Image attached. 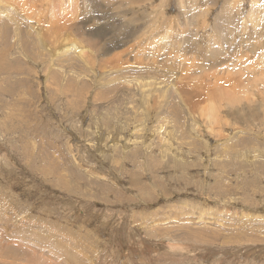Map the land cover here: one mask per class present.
I'll list each match as a JSON object with an SVG mask.
<instances>
[{
    "label": "rangeland",
    "instance_id": "374dc122",
    "mask_svg": "<svg viewBox=\"0 0 264 264\" xmlns=\"http://www.w3.org/2000/svg\"><path fill=\"white\" fill-rule=\"evenodd\" d=\"M0 264H264V0H0Z\"/></svg>",
    "mask_w": 264,
    "mask_h": 264
},
{
    "label": "bare ground",
    "instance_id": "6f19581e",
    "mask_svg": "<svg viewBox=\"0 0 264 264\" xmlns=\"http://www.w3.org/2000/svg\"><path fill=\"white\" fill-rule=\"evenodd\" d=\"M49 2H50V1H49ZM58 2H59V1H58ZM32 3H33V2H32ZM30 4H31V2H30ZM63 4H64V3H63ZM53 5H54V3H52V6H53ZM60 6H61V5H60ZM5 39H6V38H5ZM154 43H155V42H154ZM6 45H7V44H6ZM7 46H8V45H7ZM3 48H4V46H3ZM8 48H9V47H8ZM4 50H5V49H4ZM2 51H3V50H2ZM3 52H4V51H3ZM1 61H2V60H1ZM12 61H13V60H12ZM14 63H15V62H14ZM10 64H11V62H10ZM10 64H9V65H10ZM13 65H15V64H13ZM13 65H12V66H13ZM9 67H10V66H9ZM11 70H12V69H11ZM158 103H159V102H158ZM229 103H230V102H229ZM223 126H224V125H223ZM45 239H46V238H45Z\"/></svg>",
    "mask_w": 264,
    "mask_h": 264
}]
</instances>
